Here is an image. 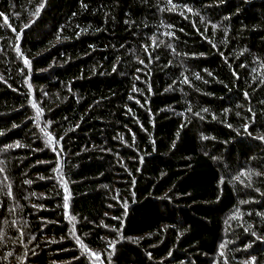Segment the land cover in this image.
I'll return each mask as SVG.
<instances>
[{
  "label": "trees",
  "instance_id": "1",
  "mask_svg": "<svg viewBox=\"0 0 264 264\" xmlns=\"http://www.w3.org/2000/svg\"><path fill=\"white\" fill-rule=\"evenodd\" d=\"M264 264V0H0V264Z\"/></svg>",
  "mask_w": 264,
  "mask_h": 264
},
{
  "label": "rangeland",
  "instance_id": "2",
  "mask_svg": "<svg viewBox=\"0 0 264 264\" xmlns=\"http://www.w3.org/2000/svg\"><path fill=\"white\" fill-rule=\"evenodd\" d=\"M91 259L93 260V264H105L108 257V253H99L97 251L90 250Z\"/></svg>",
  "mask_w": 264,
  "mask_h": 264
}]
</instances>
